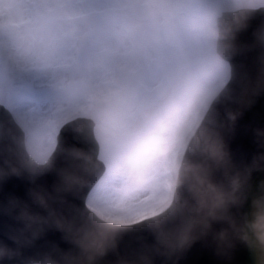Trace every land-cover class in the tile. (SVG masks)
<instances>
[{"label":"clouds","instance_id":"1","mask_svg":"<svg viewBox=\"0 0 264 264\" xmlns=\"http://www.w3.org/2000/svg\"><path fill=\"white\" fill-rule=\"evenodd\" d=\"M0 218V264H264V0H0Z\"/></svg>","mask_w":264,"mask_h":264},{"label":"snow or ice","instance_id":"2","mask_svg":"<svg viewBox=\"0 0 264 264\" xmlns=\"http://www.w3.org/2000/svg\"><path fill=\"white\" fill-rule=\"evenodd\" d=\"M10 191H16V189L8 188ZM7 218H0V242L4 244H10L11 242L7 238L8 228H7Z\"/></svg>","mask_w":264,"mask_h":264}]
</instances>
